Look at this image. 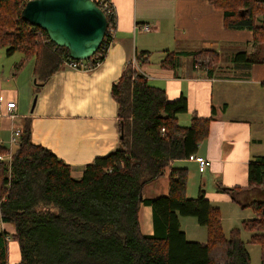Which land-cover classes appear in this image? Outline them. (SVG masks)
Masks as SVG:
<instances>
[{"label": "trees", "instance_id": "1", "mask_svg": "<svg viewBox=\"0 0 264 264\" xmlns=\"http://www.w3.org/2000/svg\"><path fill=\"white\" fill-rule=\"evenodd\" d=\"M210 2L223 12L225 28L253 34V51L236 53L233 62L264 64V0ZM26 3L0 0V49L8 57L21 53L34 59L39 93L71 57L23 19ZM106 17L108 29L116 27V17ZM109 44L107 40L88 60L92 69L105 60ZM192 57L193 67L208 73L220 62L216 51L202 50ZM135 60L138 67L130 63L111 91L118 107V147L85 166L81 179L51 150L33 144L31 121L24 120L11 162L0 160V264H11V243L20 255L15 264H251L249 244L259 245L264 264V201L250 204L256 219L243 222L251 232L248 242L239 229L227 236L221 210L204 189L196 198L188 197L189 169L175 165L197 154L213 117L194 116L189 126H181L187 98L170 101L165 90L149 83L140 71L149 61L146 52ZM178 60V53L167 52L161 66L175 70ZM212 112L214 116V108ZM9 153L0 141V157ZM167 172L168 195L145 198V187ZM249 189L264 191V156L249 164ZM143 206L153 211L152 235L142 231ZM182 217H193L207 229L205 243L187 240Z\"/></svg>", "mask_w": 264, "mask_h": 264}, {"label": "crops", "instance_id": "2", "mask_svg": "<svg viewBox=\"0 0 264 264\" xmlns=\"http://www.w3.org/2000/svg\"><path fill=\"white\" fill-rule=\"evenodd\" d=\"M111 1L117 19L114 41L105 60L94 69L78 71L64 65L37 93L34 59H25L18 53L19 60L13 59L14 54L4 61L1 55L0 101L15 102L17 107L15 119L0 117V141L9 146L12 129L29 119L33 144L51 150L72 167L75 179H81L85 166L117 149L118 107L111 91L136 55L146 52L149 61L140 71L149 83L165 90L170 101L187 98L188 112L180 116L179 122L182 118L190 124L194 116L213 117L209 136L196 154L208 159L210 168L200 173L194 162H177L190 172L188 196L191 192L190 198H195L204 189L212 205L221 210L223 225L225 220H231L238 227L256 219L250 204L264 201V191L249 189V164L264 156V64L233 62L236 53L253 51L252 32L225 28L223 12L210 0ZM144 24L150 25L151 31L138 28ZM202 50L221 55L212 72L193 67L192 54ZM167 52L179 54L175 70L161 66ZM21 79L18 90L7 88V83L18 85ZM35 96L34 111L26 110L28 101ZM218 185L229 192L220 191ZM168 193L169 172L147 185L144 197L160 198ZM144 213L151 214L153 220V211L143 206L140 215L143 233L152 235L153 225L147 233L144 231ZM182 218L181 228L187 240L205 243L207 234L204 239L188 238ZM185 225L194 229L195 221H185ZM2 227L12 231L11 226ZM11 244L15 248L11 264H15L20 255L17 245Z\"/></svg>", "mask_w": 264, "mask_h": 264}, {"label": "water", "instance_id": "3", "mask_svg": "<svg viewBox=\"0 0 264 264\" xmlns=\"http://www.w3.org/2000/svg\"><path fill=\"white\" fill-rule=\"evenodd\" d=\"M22 17L78 61L89 60L97 53L108 30L105 13L92 0H32L23 8ZM36 103L37 97L32 112Z\"/></svg>", "mask_w": 264, "mask_h": 264}, {"label": "built area", "instance_id": "4", "mask_svg": "<svg viewBox=\"0 0 264 264\" xmlns=\"http://www.w3.org/2000/svg\"><path fill=\"white\" fill-rule=\"evenodd\" d=\"M28 1H32V0H26V2ZM92 1L105 13V15L116 17V12L111 3V0H92ZM138 28L144 32L151 31V26L148 24L139 25ZM114 35H115V26L107 30L106 37L101 46H103L104 44H107V40H110V44L108 47V50H109V48L113 44ZM101 63L102 62L97 63L96 67H98ZM132 64L138 67L136 60H134ZM64 65L68 67L69 69L78 70V71L79 70L89 71L92 69V67L88 63V60L78 61V60H74L71 58L70 61L65 62ZM16 107L17 105L15 102H8L4 104L3 102L0 101V117L9 116L11 119H15L16 115L14 114V112H15ZM20 137H21V128L20 127L13 128L11 138H10L11 146L18 145L20 141ZM11 159H12L11 151L8 156L0 157V160H3V161L11 162ZM189 161L197 164L198 170L200 173H204L211 166V162L208 159L197 156V155L190 156Z\"/></svg>", "mask_w": 264, "mask_h": 264}, {"label": "rangeland", "instance_id": "5", "mask_svg": "<svg viewBox=\"0 0 264 264\" xmlns=\"http://www.w3.org/2000/svg\"><path fill=\"white\" fill-rule=\"evenodd\" d=\"M210 51H213V50H209ZM1 55H3L4 57V61H8L9 60V57L5 56V49H0V57ZM220 56V61H221V55ZM13 58V57H12ZM14 60H19V54L16 53L15 55V58H13ZM220 63V62H219ZM2 72V67L0 66V73ZM22 80L20 82H18V85H14V82H11V84H6V86H8L7 88H9L10 90H18L20 87H19V84L22 83ZM34 88V86H33ZM35 89L37 90V85L35 83ZM23 92V91H22ZM36 97V96H35ZM35 97L29 102L28 101V111H30L32 109V106H33V102L35 100ZM180 124L181 126H184V127H187L189 126L190 124L185 122L182 118L180 119ZM11 138V137H10ZM18 145H14V146H11V143L9 146H6L10 151L13 149V152L15 151V149L17 148ZM12 152V151H11ZM179 163V162H178ZM176 166H183L181 164H175ZM188 166V165H187ZM197 187V186H196ZM192 188V186H191ZM147 194H149L148 190H146ZM191 196V192L189 194ZM188 196V197H190ZM193 197H197V195L193 196ZM241 208V206H240ZM242 209V208H241ZM247 211V209H245ZM143 224H144V231L145 233H147V230H150L152 228V225H153V220H152V215L150 214V216L146 213L143 214ZM182 219L183 220V227L186 228V230H188V238L190 240H193V238H197V240L199 239H204L206 237V234L208 235V232L207 229L204 227V226H200L199 224H197L196 220L193 218V217H183ZM185 221H195V225H193L195 228L194 229H189L188 227H186L185 225ZM235 222V221H234ZM233 221L231 220H225L224 222V225H223V231L224 233H226L227 236H229L233 230L235 229H239L241 230L240 232V237L241 239H243L245 242H248V240L250 239V236H251V232L244 229L243 228V225H238V227L234 226V223ZM199 225V226H198ZM192 226V225H191ZM191 228V227H190ZM10 248H11V251H13V249L15 250L14 246L11 244L10 245ZM249 252H250V256H251V264H262L261 263V253H260V247L259 245L257 244H249ZM12 259H13V256H12Z\"/></svg>", "mask_w": 264, "mask_h": 264}, {"label": "bare ground", "instance_id": "6", "mask_svg": "<svg viewBox=\"0 0 264 264\" xmlns=\"http://www.w3.org/2000/svg\"><path fill=\"white\" fill-rule=\"evenodd\" d=\"M112 2V1H111ZM10 238V237H9ZM10 241V240H9Z\"/></svg>", "mask_w": 264, "mask_h": 264}]
</instances>
